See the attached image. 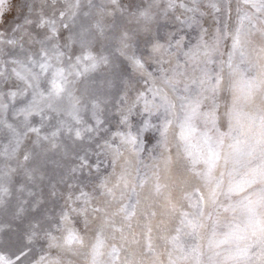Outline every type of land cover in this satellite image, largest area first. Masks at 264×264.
Instances as JSON below:
<instances>
[{
    "label": "snow or ice",
    "instance_id": "6c2138e0",
    "mask_svg": "<svg viewBox=\"0 0 264 264\" xmlns=\"http://www.w3.org/2000/svg\"><path fill=\"white\" fill-rule=\"evenodd\" d=\"M0 264H264V0H0Z\"/></svg>",
    "mask_w": 264,
    "mask_h": 264
}]
</instances>
